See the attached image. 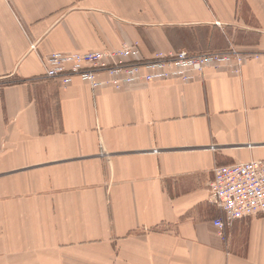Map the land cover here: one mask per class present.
<instances>
[{
	"label": "crops",
	"instance_id": "obj_1",
	"mask_svg": "<svg viewBox=\"0 0 264 264\" xmlns=\"http://www.w3.org/2000/svg\"><path fill=\"white\" fill-rule=\"evenodd\" d=\"M138 43L261 53L116 88L48 53ZM107 153V154H106ZM264 160V0H0V264H264V212L225 223L216 166Z\"/></svg>",
	"mask_w": 264,
	"mask_h": 264
},
{
	"label": "built area",
	"instance_id": "obj_2",
	"mask_svg": "<svg viewBox=\"0 0 264 264\" xmlns=\"http://www.w3.org/2000/svg\"><path fill=\"white\" fill-rule=\"evenodd\" d=\"M261 55L231 46L222 51L157 52L152 59L145 60L138 43H124L119 48L88 53L45 54L42 63L46 72L42 79L57 80L67 86L75 76H80L96 87L101 84L97 75L105 72L108 74L105 83L116 88L174 77L189 82L208 68H227L239 73L249 59ZM213 175L209 193L224 212V220L214 222L221 234H224L225 223L264 212V160L216 166Z\"/></svg>",
	"mask_w": 264,
	"mask_h": 264
}]
</instances>
